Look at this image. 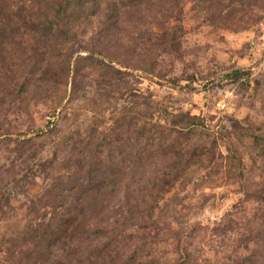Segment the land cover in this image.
<instances>
[{"label":"rangeland","instance_id":"rangeland-1","mask_svg":"<svg viewBox=\"0 0 264 264\" xmlns=\"http://www.w3.org/2000/svg\"><path fill=\"white\" fill-rule=\"evenodd\" d=\"M0 264H264V0H0Z\"/></svg>","mask_w":264,"mask_h":264},{"label":"trees","instance_id":"trees-1","mask_svg":"<svg viewBox=\"0 0 264 264\" xmlns=\"http://www.w3.org/2000/svg\"><path fill=\"white\" fill-rule=\"evenodd\" d=\"M98 232V231H97Z\"/></svg>","mask_w":264,"mask_h":264}]
</instances>
